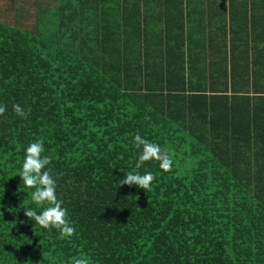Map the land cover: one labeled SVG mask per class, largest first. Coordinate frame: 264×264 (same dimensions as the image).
<instances>
[{"label":"trees","instance_id":"1","mask_svg":"<svg viewBox=\"0 0 264 264\" xmlns=\"http://www.w3.org/2000/svg\"><path fill=\"white\" fill-rule=\"evenodd\" d=\"M36 5L54 36L0 20V264H264V95L185 93L141 43L121 47L148 23L141 0ZM137 134L171 170L135 167ZM36 141L70 238L24 216L43 210L18 176ZM128 172L150 190L120 186Z\"/></svg>","mask_w":264,"mask_h":264},{"label":"crops","instance_id":"2","mask_svg":"<svg viewBox=\"0 0 264 264\" xmlns=\"http://www.w3.org/2000/svg\"><path fill=\"white\" fill-rule=\"evenodd\" d=\"M141 9L148 23L130 25L120 46L141 43L185 93L264 95V0H141Z\"/></svg>","mask_w":264,"mask_h":264},{"label":"clouds","instance_id":"3","mask_svg":"<svg viewBox=\"0 0 264 264\" xmlns=\"http://www.w3.org/2000/svg\"><path fill=\"white\" fill-rule=\"evenodd\" d=\"M6 106L0 105V116L6 112ZM13 112L26 118L27 113L19 105H13ZM134 144L137 149H142L138 155L135 167L141 168L146 162L155 160L159 162V167L164 171L171 170L172 158L167 150L162 149L158 144L143 139L139 134L134 137ZM44 152V145L42 141L32 142L25 149V156L22 163V169L19 177L27 188L34 189L31 192L32 201L43 210L40 214L31 208H24V216L29 220L35 221L40 227L44 229H56L60 233V237L70 238L75 229L70 225L67 219L66 209L62 207V201L57 198L56 194V180L46 170V166L51 163V158L42 156ZM155 179L151 172L143 175L128 172L125 178L120 179L119 185H127L129 187L135 185L145 191L150 190L151 183ZM47 205V207H44ZM73 264H89L86 258H76Z\"/></svg>","mask_w":264,"mask_h":264},{"label":"rangeland","instance_id":"4","mask_svg":"<svg viewBox=\"0 0 264 264\" xmlns=\"http://www.w3.org/2000/svg\"><path fill=\"white\" fill-rule=\"evenodd\" d=\"M36 9V0H0V20L32 30L37 22L44 35L54 36L58 29L57 19L51 16L36 19Z\"/></svg>","mask_w":264,"mask_h":264}]
</instances>
